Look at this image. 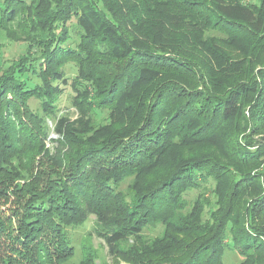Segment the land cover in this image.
I'll return each mask as SVG.
<instances>
[{
	"label": "trees",
	"instance_id": "trees-1",
	"mask_svg": "<svg viewBox=\"0 0 264 264\" xmlns=\"http://www.w3.org/2000/svg\"><path fill=\"white\" fill-rule=\"evenodd\" d=\"M117 1L120 2L119 11H125L129 20L122 16L120 21L112 22L91 0H71L69 3L57 0L52 14L43 19L37 15L42 7L26 8L21 0H0V15L7 12L10 14L7 18H11L17 10L26 9L31 18L22 19L25 25L21 30H39L42 35L50 31L52 22H56L59 15H65V8H68L77 15L78 37L86 44L88 40L90 43L80 45L75 51L61 45L49 50V42L43 43L42 49L39 43L43 50L40 59H26L17 65L21 59L18 58L8 72L3 67L4 73L0 70V200L12 197L19 206L14 214L19 218L16 234L11 229L14 218L6 225L0 217V264H61L74 249L68 228L84 221L88 215L83 216L89 212L95 214V233L105 241L112 258L127 253L120 248L121 243H128L131 238L136 241L137 247L132 250L135 256L130 259L132 264H223L228 248L239 251L246 259L242 264H264V198L244 210L239 206L242 195L233 191L220 204L222 210L215 215L213 223L201 235H196L194 218L188 217L186 207L181 205L183 192L177 184L183 179L177 174L179 170H154L155 161L166 147L165 143L162 147L158 145L163 139L158 122L145 123L136 135L112 143L113 139H109L108 147L90 154L88 152L92 150L84 147L82 138L67 129V117H61L54 129L59 138L53 141L48 160L37 161V156L48 153L45 118L54 117L58 109L55 98L61 90L59 84L69 86L62 70L46 69L60 58L76 57L82 76L95 85L98 83V89L109 84L110 76H97L101 73L95 63L90 65V60L105 55L123 62L118 75L120 80L113 83L119 90L132 85L133 81L145 84L160 80L169 70L165 65L172 62L168 53L179 43L206 44L216 60L218 53L214 52V39L208 40L207 36L216 35L218 39L221 36L228 40L226 43L239 46L248 54L257 45L264 46V0H257V3L244 0H143L141 5L137 4L140 10L127 7L133 0ZM55 13L58 14L53 15ZM121 22L126 23L124 28ZM130 25L137 29L160 26L159 34L167 31L175 44L171 40L165 43L161 35L150 42L144 40L126 29ZM27 51L31 53L32 47ZM237 82L241 84L216 103L215 116H219L223 124L235 122L246 103L253 111L258 109V113H264V71L253 81L242 79ZM53 88L56 91L53 92ZM164 90L167 87L161 92ZM184 93L170 89L167 96L160 93L156 99L164 96L163 106L166 107L173 103L179 107L185 99L174 117L181 127L192 125L191 114L188 115L192 107ZM77 98L76 95L73 102L81 112L84 101ZM30 99L40 101V107L31 109ZM147 101L143 97L138 107L141 111L146 109ZM13 103L18 107L15 114L11 109ZM20 111L23 115L16 122L12 118ZM258 120L263 121V118L256 117L253 121L257 124ZM155 145L159 148L157 152L152 149ZM250 154L253 158L258 155L256 152ZM66 166L69 169L61 172ZM200 169L208 170L196 165L187 167L191 173ZM151 171L154 179L148 182L145 178L143 188L138 191L143 196L134 201L139 202L140 209L137 206L130 209L123 201V195L115 192L118 184L128 176L136 175L141 179ZM17 182L22 184L15 185ZM132 199L136 198L133 196ZM108 213L110 217L105 216ZM160 223L164 225L165 233L156 241L160 246L156 247L155 256H150L149 248H145L140 236L144 226ZM227 234L230 243L226 241ZM13 242L14 247H10L8 244ZM8 246L12 254L5 251ZM82 264L91 263L84 260Z\"/></svg>",
	"mask_w": 264,
	"mask_h": 264
},
{
	"label": "rangeland",
	"instance_id": "rangeland-1",
	"mask_svg": "<svg viewBox=\"0 0 264 264\" xmlns=\"http://www.w3.org/2000/svg\"><path fill=\"white\" fill-rule=\"evenodd\" d=\"M56 1L21 0L26 8L42 7L37 14L41 19L52 14L51 10ZM65 1L66 3L71 2V0ZM91 1L112 22H117L118 19L120 21L122 16L128 19L125 11H119L118 4L120 2L117 1L116 3V0ZM244 1L257 3V0ZM141 2L143 0H133L127 7H137V4L141 5ZM139 7L137 8L140 10ZM64 13L63 18L60 15L56 17V22H52L50 31L43 35L40 34L39 30L33 32L21 30L25 25V21L22 19L31 18L30 12L27 13L26 9L17 10L16 15L14 12L15 19H12L13 16L7 18L10 16L7 12L0 15L1 73H4L2 67L6 70L5 72H8L11 66H14L13 62L18 58L21 59L17 65L26 59L28 61L40 59L43 56V50L41 51L39 43L43 49L42 44L49 42V50L56 45H61L66 49H74L75 51L80 45L81 47L85 45L86 42L78 37L76 13L68 8H65ZM121 24L123 28L126 25L125 22H121ZM126 29L131 34L137 33L139 37L149 42L156 40L161 35L165 43L171 40L175 44L167 31L159 34L160 26L151 28L143 26L142 29H137L130 25ZM12 36H18V38L12 39ZM215 36L211 35L205 38L214 39L212 43L215 48L214 52L218 53L217 60L214 54L208 50L206 44L199 46L198 44L179 43L173 46L175 50L168 53L171 55L172 62L165 65L169 70L160 80L145 84L133 81L132 85L130 83L129 86L121 87L119 90L118 87L115 89L113 83L120 80L118 75H120L123 62L115 61L105 55H100L102 56L101 59L90 60V65L95 63L98 72L101 73L97 76H105L106 74L110 76L109 84L106 87L100 86V89L97 88L98 83L95 85L87 80L88 77L86 79L82 76L76 57L60 58L56 63L53 62L47 67L45 65L44 68L46 67L49 71L54 70V68L55 70H62L67 77L69 86L59 84L61 90L57 92L55 98L58 109H55L54 117L45 118L49 136L45 141L48 153L37 156V161L43 163L48 160L47 155L51 154L53 141L59 138L54 129L57 119L61 117H67L69 120L67 129L77 137L82 138L83 143L86 144L84 147L92 150L88 152L90 154L98 149L108 147L115 140L136 135L149 121L158 122L161 135H163V139L158 145L162 147L165 143L166 147L162 149V153L155 161L154 170L164 171L166 169L175 170V172L179 170L177 174L183 179L177 184V187L183 192L180 196L181 205L186 207L185 211L189 214L188 217L193 216V224L197 227L196 235H201V232L213 223L215 215L222 210L220 204L233 191L242 195L239 206L244 210L249 205L264 198V113H258L260 111L258 109L253 111V107L246 103L241 115L233 123L223 124L221 119L219 120V116H215L216 103L226 98L232 89L241 84L237 81L242 79L247 80V82L253 81L258 74L264 71V46L259 44L255 50L253 48L248 54L239 46L226 43L228 40L226 41L225 38L220 36L218 39ZM86 45H90L89 40ZM150 45L154 48L153 43ZM29 47H32L31 53L27 51ZM35 48L38 49L34 50ZM22 55L24 58L20 57ZM171 69L172 71H170ZM165 87L167 90L161 92ZM170 89L184 91L186 92L184 94L188 95L192 107V111L188 115L191 114L189 120L192 125L181 127L176 124L174 119L184 105L185 99L182 100L179 107H176L174 103L167 107L166 105L163 106L166 99L164 96L156 101L160 93L167 96ZM52 91L54 92L56 89L53 88ZM76 95L81 101H84L81 112L73 102ZM143 97L147 98L146 109L149 108L150 110L141 111L138 108L143 102ZM13 104L11 109L15 114L18 107L16 103ZM30 107L31 109H38L40 101L30 99ZM22 115L23 112L20 111L18 116L14 115L12 119L16 121ZM256 117H262L263 121L258 120L256 124L253 121ZM170 132H172L171 135H169ZM164 138L167 139L164 141ZM168 138H171L170 142H168ZM109 139H113L111 143ZM152 149L157 152L159 148L155 145ZM252 152H256L258 155L253 158L250 156ZM193 165L198 168H208L209 171L200 169L192 173L191 170L188 172L187 167ZM68 169L69 167L66 166L61 172ZM153 173L151 171L146 177H144L145 175L142 176L141 179L140 176L136 175L128 176L118 184L115 192L123 195V201L130 209H133L134 206L140 209L139 202L135 203L134 201L143 196V193L138 191L143 188L145 178L148 182L154 179ZM28 178H30V174ZM17 184L21 185L22 183L17 182L15 185ZM74 194L76 195L75 192ZM133 196L136 199H132ZM15 202L16 200L12 197L10 200L1 199L0 217L6 221V225L10 218H14L11 229L16 234L17 231L15 230L19 218L14 217V214L17 213L16 210L19 206ZM110 215L108 213L105 216L110 217ZM84 217H86L85 220L80 221V224L68 228L70 242L74 249L72 255L61 264H82L84 260L91 264H132L130 259L131 256H135L132 250L137 247L136 241L131 238L128 243H121L120 248L127 253L112 258L105 241L95 233L97 220L95 214L89 212ZM164 233L165 227L161 223L144 226L140 237L145 248H149L150 256H155L156 247L160 246L156 245V241L161 239ZM228 235L226 241L230 243L232 241ZM8 245L14 247V242ZM9 246L5 248V251L12 254ZM228 249L223 256V264H242L246 261L239 254V251ZM129 251L131 253L128 254ZM245 264H249V262Z\"/></svg>",
	"mask_w": 264,
	"mask_h": 264
}]
</instances>
